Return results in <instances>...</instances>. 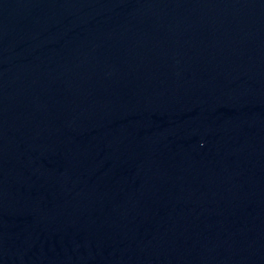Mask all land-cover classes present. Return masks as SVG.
I'll use <instances>...</instances> for the list:
<instances>
[{
  "label": "water",
  "instance_id": "1",
  "mask_svg": "<svg viewBox=\"0 0 264 264\" xmlns=\"http://www.w3.org/2000/svg\"><path fill=\"white\" fill-rule=\"evenodd\" d=\"M0 264H264V0H0Z\"/></svg>",
  "mask_w": 264,
  "mask_h": 264
}]
</instances>
